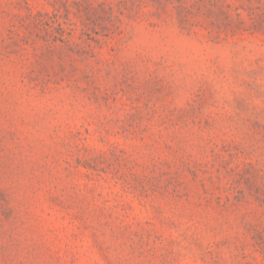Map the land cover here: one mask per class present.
I'll list each match as a JSON object with an SVG mask.
<instances>
[{
	"label": "rangeland",
	"instance_id": "obj_1",
	"mask_svg": "<svg viewBox=\"0 0 264 264\" xmlns=\"http://www.w3.org/2000/svg\"><path fill=\"white\" fill-rule=\"evenodd\" d=\"M0 264H264V0H0Z\"/></svg>",
	"mask_w": 264,
	"mask_h": 264
}]
</instances>
